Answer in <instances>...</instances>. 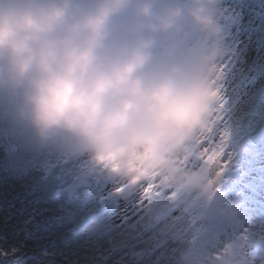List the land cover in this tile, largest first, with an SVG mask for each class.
Here are the masks:
<instances>
[{
	"label": "clouds",
	"instance_id": "9594fccd",
	"mask_svg": "<svg viewBox=\"0 0 264 264\" xmlns=\"http://www.w3.org/2000/svg\"><path fill=\"white\" fill-rule=\"evenodd\" d=\"M218 3L0 0V100L41 138L68 132L117 174L167 170L213 116Z\"/></svg>",
	"mask_w": 264,
	"mask_h": 264
},
{
	"label": "trees",
	"instance_id": "16d2710c",
	"mask_svg": "<svg viewBox=\"0 0 264 264\" xmlns=\"http://www.w3.org/2000/svg\"><path fill=\"white\" fill-rule=\"evenodd\" d=\"M229 1L219 0L216 5L220 17L226 19L224 32L235 27L234 35L240 41L252 25L256 32L257 25L264 26V0ZM229 3L238 12L228 9ZM224 46L225 54L215 66L221 65L222 70L215 69L214 80L220 110L204 133L171 155L176 163L184 164L180 167L192 160L202 165L181 168L176 174L169 169L158 174L155 168L135 178L117 174L115 162L95 156L68 132L41 138L6 98L0 100V264H231L226 257L216 259V253L236 206L241 211L244 208V183L261 165L257 160L264 154L254 153L264 137L253 141L252 153L240 156L228 142L237 119L221 118L225 111L231 115V98L239 88L237 99L244 98L242 85L264 79V49L256 47L243 59L244 51H233L230 58L233 45ZM227 61L236 62L235 78L226 72ZM252 99V105L259 101L257 96ZM260 107L256 104L253 110ZM218 133L226 134L224 159L228 154L232 157L222 174L212 143L214 138L219 144ZM197 139L202 144L197 148L199 156H191L187 146L198 143ZM86 173L99 175L100 185L85 200L84 196L71 200L68 184ZM142 191L152 196L157 216L172 209L175 219L138 229L122 228L125 217L134 214ZM156 193L165 200H158ZM230 198L233 204L227 202Z\"/></svg>",
	"mask_w": 264,
	"mask_h": 264
},
{
	"label": "snow or ice",
	"instance_id": "6c2138e0",
	"mask_svg": "<svg viewBox=\"0 0 264 264\" xmlns=\"http://www.w3.org/2000/svg\"><path fill=\"white\" fill-rule=\"evenodd\" d=\"M222 107V105H221ZM222 119V118H221ZM219 144L216 143V140L213 138L212 143L217 148V152L219 154V161L221 165V174L223 171H226L227 165L231 163L232 157L231 154H228V159H224L225 155V145L227 141L225 140L226 134H219ZM157 199L161 202L165 200V196L160 193L155 194ZM171 195L170 193L168 194ZM169 219H175L173 216V210L169 209L164 215L157 216L155 214V205L152 203V196L145 195L142 191L141 198L138 201V206L134 210V214H129L128 217H125L123 222L121 223L122 228H129V229H138L142 226H152L153 224H161L166 222ZM145 222H148L145 225Z\"/></svg>",
	"mask_w": 264,
	"mask_h": 264
},
{
	"label": "water",
	"instance_id": "95a60500",
	"mask_svg": "<svg viewBox=\"0 0 264 264\" xmlns=\"http://www.w3.org/2000/svg\"><path fill=\"white\" fill-rule=\"evenodd\" d=\"M251 119V114H248L243 118L242 124L239 126L238 130H244L249 127ZM264 128V115L261 118L260 122L257 124L256 128L250 133H246L242 139H240V151L246 149V142L250 135L263 130ZM99 183V178L89 175H84L77 177L69 186V191L71 192V197L75 199L78 194L86 193L95 188Z\"/></svg>",
	"mask_w": 264,
	"mask_h": 264
},
{
	"label": "rangeland",
	"instance_id": "374dc122",
	"mask_svg": "<svg viewBox=\"0 0 264 264\" xmlns=\"http://www.w3.org/2000/svg\"><path fill=\"white\" fill-rule=\"evenodd\" d=\"M255 91L256 92H261V90H260V87L258 88H255ZM264 219V218H263ZM259 220H260V218H258L257 219V222L255 223V224H253V223H247L246 225L248 226V228H246V225L245 226H243V222L241 221V222H239V226L241 227V228H243L245 231H248L249 233H246V232H244V233H246V234H250V233H252V232H254L255 231V229H253V228H255L256 226H259Z\"/></svg>",
	"mask_w": 264,
	"mask_h": 264
}]
</instances>
